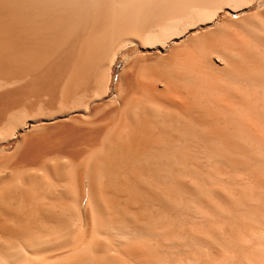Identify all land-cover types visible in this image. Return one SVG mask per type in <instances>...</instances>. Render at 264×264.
Segmentation results:
<instances>
[{
    "label": "bare ground",
    "instance_id": "6f19581e",
    "mask_svg": "<svg viewBox=\"0 0 264 264\" xmlns=\"http://www.w3.org/2000/svg\"><path fill=\"white\" fill-rule=\"evenodd\" d=\"M0 264H264V0H0Z\"/></svg>",
    "mask_w": 264,
    "mask_h": 264
},
{
    "label": "rangeland",
    "instance_id": "374dc122",
    "mask_svg": "<svg viewBox=\"0 0 264 264\" xmlns=\"http://www.w3.org/2000/svg\"><path fill=\"white\" fill-rule=\"evenodd\" d=\"M122 64L123 62L118 63V65L116 66V69H114L115 70L114 77L117 75L118 71L122 68Z\"/></svg>",
    "mask_w": 264,
    "mask_h": 264
}]
</instances>
